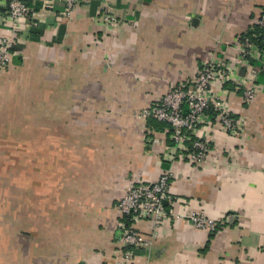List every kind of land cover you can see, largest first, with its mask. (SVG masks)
Returning <instances> with one entry per match:
<instances>
[{"label":"crops","instance_id":"1","mask_svg":"<svg viewBox=\"0 0 264 264\" xmlns=\"http://www.w3.org/2000/svg\"><path fill=\"white\" fill-rule=\"evenodd\" d=\"M28 2L0 66V264H264L263 47L234 44L264 0H86L68 16L65 0ZM214 59L238 76L216 86L243 127H198L212 147L195 166L167 136L150 146L169 125L138 114ZM239 80L256 88L248 104ZM164 168V220L125 218L149 242L123 246L116 203ZM197 210L215 232L190 223Z\"/></svg>","mask_w":264,"mask_h":264},{"label":"built area","instance_id":"2","mask_svg":"<svg viewBox=\"0 0 264 264\" xmlns=\"http://www.w3.org/2000/svg\"><path fill=\"white\" fill-rule=\"evenodd\" d=\"M86 0H65L63 14L68 16L72 10ZM30 8L26 0H7V10L3 20L0 18V26L7 31L0 33V66H8L13 59L15 34L23 26ZM109 15L105 16L107 20ZM5 23V24H4ZM264 30V12H262L251 25ZM264 45V37L261 41ZM234 44L239 48L242 56H255L257 44L252 36L247 34L238 35ZM261 60V67L264 70V47L262 54H257ZM234 69L230 62L214 59L203 63L196 70L195 74L188 79L172 85L164 94L155 99L141 113L142 118H155L167 123L169 126L163 132L155 134L151 141L158 144L160 136H167L172 142L169 149L174 152L175 157L185 160L195 166H200L208 157L211 151L210 139L206 135L195 139L192 135L198 127L207 125L208 129L217 127L219 130L230 134H238L242 130L243 123H240L230 112L229 103L224 99L227 89L220 87L221 83L234 80ZM238 80V79H237ZM245 87L242 100L250 103L255 97V86L248 82L239 80ZM216 83H220L217 87ZM213 112V115L210 114ZM172 178L169 168L163 169L157 179L150 182H131L124 194L116 203V210L119 215L118 232L120 242L123 246L140 247L149 242L136 228L127 226L125 218L136 222L152 220L160 222L166 214L164 203L171 198L168 196L167 188ZM188 219L190 223L199 229L215 232L220 222H217L202 211H192ZM126 260L130 261L131 251L125 252Z\"/></svg>","mask_w":264,"mask_h":264},{"label":"trees","instance_id":"3","mask_svg":"<svg viewBox=\"0 0 264 264\" xmlns=\"http://www.w3.org/2000/svg\"><path fill=\"white\" fill-rule=\"evenodd\" d=\"M28 1L29 0H26V2L29 5ZM246 34L249 35V36H252V40L257 44L258 47H260L261 49H262V47H264V45L261 43V41H262V39L264 37V30L263 29H260V28L255 26L252 30H249L248 32H246ZM210 114L213 115V113H210ZM158 133L159 132H154L152 136H154L155 134H158ZM151 143L152 142H150V146H151ZM155 145H158V144H155ZM164 169H167V168H164Z\"/></svg>","mask_w":264,"mask_h":264}]
</instances>
